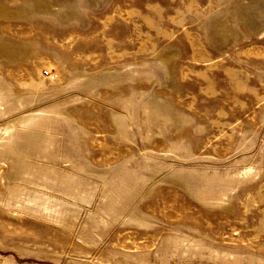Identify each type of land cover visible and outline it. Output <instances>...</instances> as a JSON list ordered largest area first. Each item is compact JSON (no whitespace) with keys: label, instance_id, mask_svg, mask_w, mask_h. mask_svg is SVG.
<instances>
[{"label":"rangeland","instance_id":"374dc122","mask_svg":"<svg viewBox=\"0 0 264 264\" xmlns=\"http://www.w3.org/2000/svg\"><path fill=\"white\" fill-rule=\"evenodd\" d=\"M0 264H264V0H0Z\"/></svg>","mask_w":264,"mask_h":264},{"label":"built area","instance_id":"2783aa9c","mask_svg":"<svg viewBox=\"0 0 264 264\" xmlns=\"http://www.w3.org/2000/svg\"><path fill=\"white\" fill-rule=\"evenodd\" d=\"M43 73H44L43 75H45V76H48V77L51 76V73L48 70H44Z\"/></svg>","mask_w":264,"mask_h":264}]
</instances>
